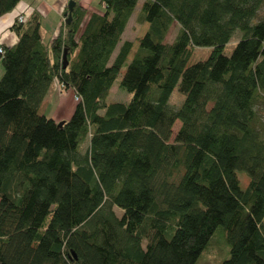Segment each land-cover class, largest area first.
Returning a JSON list of instances; mask_svg holds the SVG:
<instances>
[{"label": "trees", "instance_id": "obj_1", "mask_svg": "<svg viewBox=\"0 0 264 264\" xmlns=\"http://www.w3.org/2000/svg\"><path fill=\"white\" fill-rule=\"evenodd\" d=\"M98 2L76 0L50 42L36 10L18 16L0 47V264H264V0ZM195 47L209 54L188 63ZM122 70L132 96L106 102ZM55 80L79 96L62 127L39 112Z\"/></svg>", "mask_w": 264, "mask_h": 264}, {"label": "rangeland", "instance_id": "obj_2", "mask_svg": "<svg viewBox=\"0 0 264 264\" xmlns=\"http://www.w3.org/2000/svg\"><path fill=\"white\" fill-rule=\"evenodd\" d=\"M94 3L97 4L99 2L98 0H94ZM139 8H140V2L137 5L134 15L131 17L129 21V24L127 26V30L124 36L125 39H130L134 41V43H137L138 38L143 35V33L145 32V28H146L145 23L139 22L137 20V17H138L137 13L139 12ZM177 29H178V25L176 23H174L170 27L166 35V39H165L167 42H171L173 40L177 32ZM238 36H239V33L238 31H236L231 37L230 41L225 45L224 53L226 55H229L231 53L232 49L234 48L238 40ZM209 50H210L209 47H195L193 54L191 55V58L189 59L188 63H193L199 59L206 58L209 54ZM123 70L116 77L113 83V86L109 90L105 98L106 102L118 101V102L127 103L130 100L132 94L128 92L126 89L119 86V82H120V78H121V74ZM2 73H3V68L0 63V76ZM183 99H184V95L179 91L178 87L176 86L169 100L170 105H172L175 108H178L180 104L182 103ZM75 102L76 100L74 99L73 92L71 90L60 91L59 84L55 80L52 82L49 92L44 97L41 103V106L39 108V112L41 114L46 115L47 117L53 118L57 122L61 120H67L72 114ZM255 108L257 111L260 125L262 129H264V97L261 98V101L257 102V104L255 105ZM179 126H180V121H176L172 127L173 135L176 133ZM86 147L87 145L86 143H84L82 146V151H85ZM243 174L244 173L239 172L238 176L240 177L242 188H245V186L248 183V179ZM222 235H224L225 237L224 229L222 226H218L217 229L215 230L214 236L217 238L221 237L222 238L221 242H218V241L215 242L214 244L216 246L212 245V247H210L208 252L207 251L202 252L200 259L202 257L204 262H207V261L212 262L213 260H215L216 257H218L219 250L217 248L219 247L220 243L223 244L225 242ZM225 253H226L225 254V257H226L228 255V246L225 249Z\"/></svg>", "mask_w": 264, "mask_h": 264}, {"label": "crops", "instance_id": "obj_3", "mask_svg": "<svg viewBox=\"0 0 264 264\" xmlns=\"http://www.w3.org/2000/svg\"><path fill=\"white\" fill-rule=\"evenodd\" d=\"M68 2L69 0H21L12 11L0 16V47L16 43L17 35L11 30L12 23L18 16L28 15L33 10H36L41 18L40 31L43 41L50 42L59 32L65 11L68 9ZM80 3L88 14L101 9L94 0H80ZM126 30L127 28L125 33Z\"/></svg>", "mask_w": 264, "mask_h": 264}, {"label": "water", "instance_id": "obj_4", "mask_svg": "<svg viewBox=\"0 0 264 264\" xmlns=\"http://www.w3.org/2000/svg\"><path fill=\"white\" fill-rule=\"evenodd\" d=\"M76 3V0H69L68 2V16H67V22L71 20V11ZM63 68L67 66V60H66V50L63 52ZM66 120H61L57 122L58 127H62L65 124Z\"/></svg>", "mask_w": 264, "mask_h": 264}, {"label": "built area", "instance_id": "obj_5", "mask_svg": "<svg viewBox=\"0 0 264 264\" xmlns=\"http://www.w3.org/2000/svg\"><path fill=\"white\" fill-rule=\"evenodd\" d=\"M24 18L22 17V15L21 16H19V20L20 21H22ZM65 19V18H64ZM0 52H2V49H0ZM59 89H60V91H63L64 89L61 87V86H59ZM74 99L77 101V100H79V96L78 95H76V94H74Z\"/></svg>", "mask_w": 264, "mask_h": 264}, {"label": "bare ground", "instance_id": "obj_6", "mask_svg": "<svg viewBox=\"0 0 264 264\" xmlns=\"http://www.w3.org/2000/svg\"><path fill=\"white\" fill-rule=\"evenodd\" d=\"M75 7V6H74ZM26 16V15H25ZM23 21V20H22ZM69 24V23H68Z\"/></svg>", "mask_w": 264, "mask_h": 264}]
</instances>
